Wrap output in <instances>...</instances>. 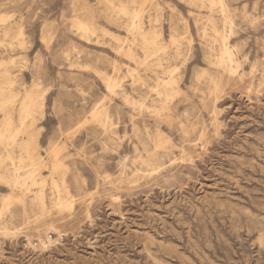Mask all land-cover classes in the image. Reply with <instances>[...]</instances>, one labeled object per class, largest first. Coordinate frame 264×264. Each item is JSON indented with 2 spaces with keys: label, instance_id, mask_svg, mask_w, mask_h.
Returning <instances> with one entry per match:
<instances>
[{
  "label": "rangeland",
  "instance_id": "1",
  "mask_svg": "<svg viewBox=\"0 0 264 264\" xmlns=\"http://www.w3.org/2000/svg\"><path fill=\"white\" fill-rule=\"evenodd\" d=\"M222 1L0 0V264H264V0Z\"/></svg>",
  "mask_w": 264,
  "mask_h": 264
},
{
  "label": "bare ground",
  "instance_id": "2",
  "mask_svg": "<svg viewBox=\"0 0 264 264\" xmlns=\"http://www.w3.org/2000/svg\"><path fill=\"white\" fill-rule=\"evenodd\" d=\"M146 1V0H145ZM212 4L215 6H219L221 8H223V12H224V2L222 0H211ZM148 2V1H147ZM142 10V9H141ZM141 10H134L133 12H127L124 8H120L117 9L115 11V16L117 19H123L125 21H127L130 26L135 30L138 31V34L140 35V38L142 41V43L144 44V48H149L148 47V38L147 36H145L143 34L142 31V23L141 19H140V11ZM253 17V16H252ZM228 18V17H225ZM224 18V19H225ZM216 22L212 21L210 22V26H211V32L213 33V38L215 41L217 40H221V45H220V52L217 55V65L218 66H222L223 68H225V71L228 72L231 70L232 66H230V63H232L233 60V53L232 50L229 49L224 43H223V36L221 35V33H218V29L216 27ZM231 27V26H230ZM76 29L81 32V37H93L95 36V32L94 29L92 28V26H90V24H86V23H79L76 27ZM158 34V33H157ZM136 51V50H135ZM121 53V52H120ZM158 53V52H157ZM156 53V54H157ZM155 54V55H156ZM154 56V55H152ZM206 72V71H205ZM208 73V74H206ZM203 73L204 75H206V77H208L209 81L212 82L215 85L216 89V83L214 82V77L211 76L209 74V72ZM202 74V73H201ZM230 74V73H229ZM232 74V73H231ZM200 77L201 76H197ZM202 79V78H201ZM141 80V77L138 74L137 77V81ZM160 86H157L155 88L156 92L158 93L159 96H164L167 95L168 91L171 90V88H173L174 86V81L171 79L169 80H163L161 83H159ZM105 85L107 86L108 89H110L111 91L113 90V88H115L116 83L115 80H113L112 78H108L105 82ZM213 89V90H214ZM3 90H8L7 88H5L3 83H0V91ZM110 95V94H109ZM43 98V97H42ZM14 97L13 96H2L1 98V94H0V107H8L9 103L11 101H13ZM40 99L41 97L38 99L37 97H34L32 94H27L24 99L21 100V111H20V117L19 120L21 122V127L18 128L19 131H25V129L29 128L30 126H28L29 124H31L32 121H34V117L35 115L40 112L41 110V105H43V103H40ZM250 99V98H249ZM43 101V99H42ZM140 110V109H139ZM39 114V113H38ZM37 114V115H38ZM155 114L158 115V110H155ZM13 127V121L11 120V118L8 116V118L6 119V122L3 124V126L0 127V141L3 140H7L8 143H11L14 141V136L13 133L10 131L11 128ZM2 142H0L1 144ZM161 144V143H160ZM159 144V145H160ZM0 159L3 160L6 157L10 156V153H6L5 152V146L4 145H0ZM155 151V150H154ZM161 153V152H160ZM156 155V154H155ZM156 158V157H154ZM158 160V159H157ZM156 160V161H157ZM155 161V162H156ZM145 166H153V167H157L159 165V161L156 163H152L148 160L144 161ZM16 169H22L24 171V179L28 178L30 179L32 184H37L38 181L36 180V175L37 172L40 170L39 166L35 165V164H30V165H21V163H19L16 167ZM20 178V177H19ZM21 179V178H20ZM18 182H14V184H17ZM50 184H52V188L59 193V185L55 182V181H51ZM19 185H22L21 183ZM26 187V186H25ZM28 188V187H26ZM26 188L24 189V191H26ZM29 190V189H28ZM23 191V192H24ZM22 192V193H23ZM21 193V192H20ZM21 196V194H20ZM17 197V196H15ZM36 199L41 203V195H37ZM9 200V199H8ZM57 205L58 206H63L64 202L62 201V197L59 196L57 199ZM24 204V203H23ZM62 209V208H61ZM1 229L6 230V227H2ZM7 232V231H5ZM5 234V233H4Z\"/></svg>",
  "mask_w": 264,
  "mask_h": 264
}]
</instances>
